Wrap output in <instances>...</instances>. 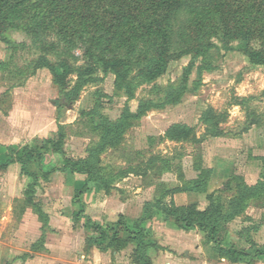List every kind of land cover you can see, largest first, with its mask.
<instances>
[{"label": "rangeland", "instance_id": "374dc122", "mask_svg": "<svg viewBox=\"0 0 264 264\" xmlns=\"http://www.w3.org/2000/svg\"><path fill=\"white\" fill-rule=\"evenodd\" d=\"M11 5L6 15L11 27L0 42V63L4 65L0 69V152L34 138L50 137L61 124L66 154L83 158L96 137L80 113L99 101L102 116L115 120L126 103L123 94L114 93L113 76L98 67L79 99L57 113V89L48 70L34 69L38 57L55 62L62 54L78 68L86 62V54L116 56L130 63V78L134 79L143 68V56H151L154 50V23L163 21L170 26V61L163 76L136 87L128 102L132 111L141 101H151L159 108L134 122L121 145L101 156L103 175L117 180L110 192L94 186L83 197V220L75 223L72 218L78 176L54 172L48 181L40 179L35 201L49 217L43 232L33 210L24 203L27 180L19 167L0 172V264H132L134 245L120 252L88 250V234L82 228L86 220L110 229L124 213L132 229L143 216L144 204L154 202L165 189L197 180L203 170H211L206 192L177 194L173 196L176 205L203 210L208 205L206 196L218 195L233 177L248 186L264 180V67L252 65L240 43L224 50L216 36L220 20L228 18L246 20L258 29L264 24V0H11ZM198 39L204 47L203 56L196 58L190 50ZM252 47L264 50L259 38ZM185 75L187 86L179 101L165 104L167 93L181 88ZM205 118L211 119V130L214 121L221 120L219 137L206 134ZM251 121L256 124L250 126ZM176 124L192 128L195 138L161 139ZM55 162L57 157L47 166ZM128 170L134 173L118 178ZM235 191L233 183L222 192L225 208ZM170 199L164 198L163 204L167 206ZM263 222L264 196L249 202L244 214L227 225L223 245L248 247L254 237L264 242ZM142 226L154 253L169 258L158 257L160 262L155 264H189L188 260L200 264L204 260L203 233L174 229L156 210ZM255 227L259 231L253 236ZM34 244L38 250L32 249Z\"/></svg>", "mask_w": 264, "mask_h": 264}, {"label": "trees", "instance_id": "16d2710c", "mask_svg": "<svg viewBox=\"0 0 264 264\" xmlns=\"http://www.w3.org/2000/svg\"><path fill=\"white\" fill-rule=\"evenodd\" d=\"M30 0H19V2ZM11 0H0V42H3V33L10 26L7 20V10H11ZM155 34L156 42L151 56H143V68L138 70L136 78H130V63L120 57L96 56L92 57L86 54V62L78 68H74L70 61L62 54L55 62H51L44 56H40L34 63V69H46L52 76V83L57 89L59 101L56 102L57 113L73 105L80 96L83 88L91 81V77L96 74L98 67L103 74H111L114 78L113 86L116 95L123 94L126 97V103L121 110L119 117L110 120L100 113L101 103L96 102L94 107L81 112L80 116L86 119L92 134L96 137L90 147L86 149L85 157L73 158L68 156L65 151L66 134L64 126L57 125L56 132L47 138H34L20 147H8L3 155H0V172L6 171L13 164L18 165L19 173L26 178L27 182L22 191L25 205L33 210V214L42 225V231L45 232L49 226V217L44 212L42 206L35 201L37 189L40 186V179L48 181L51 174L60 172L71 176H78L79 186L73 191L72 204L76 210L72 213L73 222L77 223L84 219L83 197L88 194L94 186H100L104 192H110L114 177L107 178L103 175L101 168V156L109 151L117 149L126 132L132 127V124L150 110L157 109L159 106L151 101H141L132 111L128 102L133 100L134 91L139 84H150L163 76L167 70L170 61V26L169 23L156 21ZM216 36L224 50L231 49L232 43H240L242 51L248 61L256 67H264V50L252 47L253 40L259 38L264 45V24L258 29H253L252 25L246 20H220L216 30ZM198 39L197 46L190 52L194 57L203 56V46ZM189 65L188 71L191 70ZM4 65L0 63V69ZM203 69V68H202ZM209 70V67H205ZM74 76L72 83L70 78ZM181 88L175 91H169L166 95L165 104H174L179 101L180 95L187 86V75L184 76ZM136 81V82H135ZM105 97V96H104ZM211 113V112H210ZM207 116V115H206ZM220 119L214 121L213 130L211 119H203L206 126V134L211 137H219L221 132L218 130ZM254 121L249 123L255 125ZM210 125V126H209ZM194 130L186 125L176 124L169 127L161 139L170 142H179L187 139H194ZM58 162L47 166L54 158ZM132 170L121 172L118 178H124L126 175L133 174ZM211 170H203L197 180L187 182L183 186L165 189L161 192L159 198L154 202L146 203L140 218L134 222L132 229L127 225L124 216L120 215L117 222L110 229H104L97 223L87 219L82 228L87 232V249H96L99 252L111 250L120 252L129 245H134L131 255L132 264H153L148 256V251L155 248L149 242L145 233L143 224L153 217L154 211H159L164 217V221L171 223L179 231L189 233L198 231L204 234V243L212 244L214 253L232 264H251L254 259L264 256V247L251 242L248 247L242 245L224 246L223 241L227 235V225L244 214L249 202L258 200L264 196V180L253 186L246 185L239 177H233L224 184V189L218 192V195L209 194L206 196L208 205L205 209L199 210L195 205L178 206L174 203L173 196L182 193H205L209 184ZM235 181V182H234ZM235 183V197L229 203V208H225L222 192L229 190ZM170 196V202L166 206L163 204L164 198ZM255 227L252 231H256ZM124 233L128 236L124 237ZM44 233L40 238V248L44 242ZM35 246V244H34ZM32 246L33 250H38V246Z\"/></svg>", "mask_w": 264, "mask_h": 264}, {"label": "crops", "instance_id": "0c3cea01", "mask_svg": "<svg viewBox=\"0 0 264 264\" xmlns=\"http://www.w3.org/2000/svg\"><path fill=\"white\" fill-rule=\"evenodd\" d=\"M2 153V154H1ZM5 153L4 152H0V155H3ZM13 165H16V164H13ZM13 165L9 166L8 168L12 167ZM18 166V165H17ZM7 168V169H8ZM143 209V208H142ZM119 215H122L124 217H126V215L124 213H121ZM118 215V216H119ZM252 219H255L256 221V218H252ZM169 223V222H168ZM264 223V222H263ZM172 228H174V226L171 224ZM258 229L256 231H251L252 235L254 236L258 231H259V227H257ZM262 228V225L260 226V229ZM176 229V228H174ZM254 232V233H253ZM226 238V237H225ZM226 240V239H225ZM252 241H254V243L258 246V248H261V247H264V242H257L255 240V237L252 239ZM238 245H242V244H238ZM244 246V245H242ZM245 247V246H244ZM199 248H202V245L201 247L199 246ZM206 248L205 252H206V255L204 256V260H202L200 262V264H232V263H229L227 260H225L224 258H220L218 257L214 251H213V245L212 244H207L206 246H203V249ZM93 252V251H92ZM99 252V251H98ZM148 256L152 259L153 263L155 264L156 262H160V259L158 257H160L161 259H166V261H169V258L167 257V254L166 256H164V254H162L161 252L159 253V255L156 253H154L153 249H150L148 251ZM154 257L156 259H154ZM171 261V260H170ZM174 261H171V263H173ZM189 264L191 263H194V262H191V261H187ZM238 264H243V263H238ZM252 264H264V256H260V257H257L256 259H254V262Z\"/></svg>", "mask_w": 264, "mask_h": 264}]
</instances>
